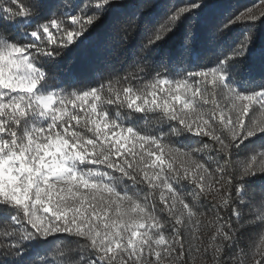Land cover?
<instances>
[{"label": "snow or ice", "instance_id": "obj_1", "mask_svg": "<svg viewBox=\"0 0 264 264\" xmlns=\"http://www.w3.org/2000/svg\"><path fill=\"white\" fill-rule=\"evenodd\" d=\"M123 6L0 0V264H264V0L206 29L212 0H173L132 71L57 82L105 17L155 7ZM202 30L219 47L193 67Z\"/></svg>", "mask_w": 264, "mask_h": 264}, {"label": "trees", "instance_id": "obj_2", "mask_svg": "<svg viewBox=\"0 0 264 264\" xmlns=\"http://www.w3.org/2000/svg\"><path fill=\"white\" fill-rule=\"evenodd\" d=\"M141 2L142 0H123L124 6L115 11L126 13L127 18H131ZM171 2L173 0H153L155 7L146 9L138 24L130 25L126 32L110 29L109 24L112 14H109L91 29L89 43L86 47L72 49L67 52L57 71L56 81H63L62 86L64 87H68L73 81L83 83L106 82L108 79L115 81L127 72L132 71L130 66L134 59L143 55L140 45L144 40V26L158 21ZM174 2L179 4L181 0H174ZM259 3L260 0H212L213 10L210 14L201 17L202 29L225 21L228 17H234V15L246 11L248 8H253ZM255 23L260 32L264 33V22L257 21ZM245 27L246 25L243 22L235 24L228 33L229 38L238 37L245 30ZM182 32L183 26L162 45V52L165 57L169 54L175 56ZM218 47L219 45L208 39L207 31L202 30L196 54L192 57L193 67L205 64L211 66V61L217 55ZM159 60L160 57H156L155 62L159 63ZM185 63H187V60H185ZM76 86L79 87L80 85L77 84ZM93 86H95L94 83ZM256 183L259 184V181ZM249 231L255 232L254 229ZM210 234L208 231L199 233L205 243ZM245 236H247V233H245ZM209 264H211L210 258Z\"/></svg>", "mask_w": 264, "mask_h": 264}]
</instances>
